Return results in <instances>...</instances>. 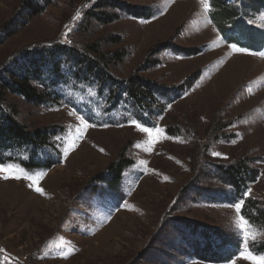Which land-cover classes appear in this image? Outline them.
<instances>
[{"label":"rangeland","instance_id":"rangeland-1","mask_svg":"<svg viewBox=\"0 0 264 264\" xmlns=\"http://www.w3.org/2000/svg\"><path fill=\"white\" fill-rule=\"evenodd\" d=\"M30 1L43 11L26 8ZM109 3L0 0V31L15 30L0 43V68L55 43L86 53L106 74L79 76L62 57L64 80L52 100L31 104L7 95L25 128L53 125L57 132L50 145L2 153L0 166L13 171H0V264H252L240 253L247 232V251L264 256V48L235 51L209 16L216 6L205 12L200 0H115L129 6L124 10ZM247 8L246 24L264 30V9ZM103 10L109 21L95 15ZM174 46L199 51L185 55ZM131 74L163 91L146 99L145 110L118 89ZM174 90L181 91L162 96ZM79 116L94 126L77 139ZM69 143L75 147L65 154ZM31 158L54 164L26 168ZM120 160L130 163L118 186L106 187L110 181L99 176ZM238 162L256 175L243 197L220 173ZM19 170L43 175L30 188L33 181L12 178ZM245 200L258 206L255 221L241 213ZM215 232L223 240H214ZM195 241L231 245L217 251L224 260L211 262L197 256L211 257L213 249L188 254Z\"/></svg>","mask_w":264,"mask_h":264},{"label":"trees","instance_id":"trees-1","mask_svg":"<svg viewBox=\"0 0 264 264\" xmlns=\"http://www.w3.org/2000/svg\"><path fill=\"white\" fill-rule=\"evenodd\" d=\"M113 1L114 3L110 0L109 6L123 10L129 7L124 6V4L122 6L119 3L115 4V0ZM226 2L227 0H210L211 8H214L215 5L216 10L210 11L211 13L209 16L222 35V38L229 43L241 44L248 50L264 48V30L249 26L245 22L246 16H248L247 10L249 9L247 7L250 6L255 10L264 9V0H237L238 4L235 6L227 4ZM29 3L31 5H29ZM38 3L41 5L40 2ZM104 3L106 2L104 1ZM248 3L251 4L248 5ZM27 5L33 7L35 13L42 12L44 8L43 6L38 7L31 1L27 2L26 6ZM101 6L103 8L105 7L103 3ZM26 8L30 9L28 6ZM95 15L102 21L105 19L109 21L111 19V15H108L104 10L97 12ZM136 15L138 14L136 13ZM12 32H15V30H11V28L7 27L2 28L0 31V43L12 34ZM241 42H245L246 44H242ZM170 45L173 46L172 44ZM174 47L175 52L179 51V53L185 55H188V53L192 55L197 48H186L184 46ZM197 51H199L198 48ZM62 57L71 60L77 65L79 76H97L98 78L106 76V74H104L105 70H103V73H99L101 72L100 65L91 60L90 56L88 57L86 53L83 55L66 45L55 43L38 49L31 54H23L18 57V60L13 61V64L10 66L0 68V162L4 160L2 158V153H6L7 150L27 149L30 151L50 145L52 137L57 132L55 126L48 125L34 129L25 128L15 119L14 110L7 104V95H15L31 104H40L52 100L58 93L55 89L57 82L64 80L62 79L64 75L61 74L60 69V58ZM183 87L181 86V89H183ZM119 88L138 105H141L140 107L144 110L147 108L143 103H145L146 99H152L155 90H157L156 92L158 93H163V91L157 89L156 86L152 90L147 81L142 77H137L136 74H131L123 83H118V89ZM180 91L181 90L169 91L162 96L170 93H176L177 95ZM32 159L34 158H31V162L29 161L30 163H23L26 168L40 167L49 169L54 164L50 159L43 160L41 163ZM128 163H130V161L120 160L108 165L106 171L99 176L101 179L110 181L109 183L105 181L106 187L110 186L111 182L118 186L124 168L123 165L126 166ZM220 170V173L228 179L234 193L239 197H243V191L247 188L246 183L248 181H253L256 177L255 170H251L249 166L242 162L221 166ZM109 176L110 180L107 179ZM224 196L226 197V195ZM231 197L235 198L236 196L233 194ZM247 201L248 200H245V205L243 204L244 206L241 213L250 221H255L254 216L256 212H254V210H258V206L254 201ZM252 202L254 204L250 205L249 203ZM258 214L261 215L262 213L259 212ZM213 239L223 240L221 234L218 232H215ZM230 245L231 243H223L222 247L219 245L208 246L207 241L204 243L195 241L194 244L191 243L190 252H188V254L197 256L196 252L198 250L206 251L213 249L214 253L211 257L205 255L197 257L205 261L221 262L224 258L219 256L217 251H227ZM237 248L238 246H236L235 253ZM258 250L259 252L264 251V242L258 246ZM227 253H230L227 257L233 254L232 251H228Z\"/></svg>","mask_w":264,"mask_h":264},{"label":"snow or ice","instance_id":"snow-or-ice-1","mask_svg":"<svg viewBox=\"0 0 264 264\" xmlns=\"http://www.w3.org/2000/svg\"><path fill=\"white\" fill-rule=\"evenodd\" d=\"M205 12H208L210 11L211 9V4H210V0H200ZM80 15L79 12H77L76 14V17L75 18H78ZM232 48L235 50V51H239V52H249L250 50L248 49H244V48H239L237 47L235 44L232 45ZM260 55H264V53H260ZM78 119L80 120L81 122V125H82V128H78L76 130V138L79 139L82 135H83V130L84 129H87L88 127L90 126H94V125H89V123L84 119L83 116H79ZM132 123L138 128L140 129L141 131L147 133L150 137H153L154 136V130L152 128H148V127H144V126H141V124L137 121H132ZM162 130L161 129H155V133H160ZM75 147V144L74 143H69L68 145V148L65 149V154H67L68 150L69 149H72ZM101 151H103V149H101ZM213 155L215 156H220L221 154L220 153H213ZM143 163V162H142ZM0 171H13V167L12 166H8L7 168H4L2 166H0ZM21 172V175H15L14 177L12 178H15V179H21L22 176L23 178H26V179H29L31 181H33L32 184H29V187H33L36 180H38L40 178V176L43 175V173L39 174V176H29L27 175L26 173H23V170H19ZM8 177L6 176L5 179H7ZM167 179V178H165ZM35 190L41 194H43V189L40 188V187H35ZM250 191V190H249ZM242 203L243 201L239 202V203H236L234 205L236 211L239 213L240 212V209H241V206H242ZM239 226L243 229L245 227V225L248 223L247 220L244 219L243 216L240 217V220H239ZM247 236H248V233L245 232V249L244 251H242L240 253L241 257L244 258V259H247V260H250L252 261V264H264V256H256V255H253L251 252H248L247 251ZM255 237H253L254 239ZM68 253H65V256H67ZM231 264H235V260L231 261Z\"/></svg>","mask_w":264,"mask_h":264}]
</instances>
